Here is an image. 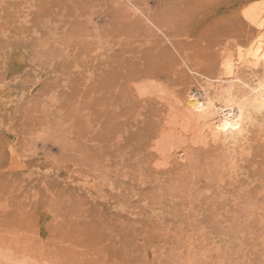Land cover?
Returning a JSON list of instances; mask_svg holds the SVG:
<instances>
[{
    "label": "rangeland",
    "instance_id": "1",
    "mask_svg": "<svg viewBox=\"0 0 264 264\" xmlns=\"http://www.w3.org/2000/svg\"><path fill=\"white\" fill-rule=\"evenodd\" d=\"M260 27L264 0H0V264H264V109L233 153L187 98Z\"/></svg>",
    "mask_w": 264,
    "mask_h": 264
},
{
    "label": "bare ground",
    "instance_id": "2",
    "mask_svg": "<svg viewBox=\"0 0 264 264\" xmlns=\"http://www.w3.org/2000/svg\"><path fill=\"white\" fill-rule=\"evenodd\" d=\"M237 47L236 55L233 54L235 57L230 55L222 62V75L216 77L217 82L210 80L202 85V98L190 92L187 98L191 109L186 106L192 113L197 111V127L201 124L199 119H203V132L208 128L211 138L224 150L233 153H237L243 142L248 140L255 117L264 109V27L255 30L246 42ZM242 66L245 71L257 75L253 82L247 81L246 75L242 74ZM247 84L251 88H245ZM189 115L192 116L191 113ZM207 138L210 139L209 136Z\"/></svg>",
    "mask_w": 264,
    "mask_h": 264
}]
</instances>
